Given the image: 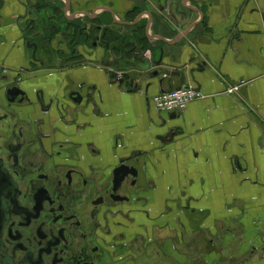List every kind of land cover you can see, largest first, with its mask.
Here are the masks:
<instances>
[{"label": "crops", "instance_id": "1", "mask_svg": "<svg viewBox=\"0 0 264 264\" xmlns=\"http://www.w3.org/2000/svg\"><path fill=\"white\" fill-rule=\"evenodd\" d=\"M51 25V52L21 64L30 53L20 44ZM82 26L103 28L108 48L91 49ZM148 58L149 71L185 67L200 94L176 118L152 98L177 89L180 78L133 92ZM2 61L30 95L43 92L46 105L65 107L55 102L51 113L31 116L48 122L45 133L56 127L49 146L139 169V190L151 202L135 220L148 210L155 226H169L157 235L177 238L190 259L264 264V0H0ZM233 87L240 90L230 94ZM72 92L82 93V104L69 100Z\"/></svg>", "mask_w": 264, "mask_h": 264}, {"label": "flooded vegetation", "instance_id": "2", "mask_svg": "<svg viewBox=\"0 0 264 264\" xmlns=\"http://www.w3.org/2000/svg\"><path fill=\"white\" fill-rule=\"evenodd\" d=\"M54 29L26 37L37 61L45 48L51 52ZM79 31L91 49L108 48L103 28ZM3 91L0 86V167L13 191L3 198L0 264H190L177 238L157 235L156 227L163 231L167 224L155 226L148 210L135 220L150 195L134 179L117 190L115 159L95 161L49 146L56 127L50 123L53 132L45 133L48 122L33 121L32 114L16 119Z\"/></svg>", "mask_w": 264, "mask_h": 264}, {"label": "water", "instance_id": "3", "mask_svg": "<svg viewBox=\"0 0 264 264\" xmlns=\"http://www.w3.org/2000/svg\"><path fill=\"white\" fill-rule=\"evenodd\" d=\"M123 25H130L129 23L123 22ZM135 49V44L133 45V48L128 51H122L121 56L124 54V52H133ZM34 59L36 60L35 55H33ZM152 61L150 59L146 60L145 64H143L140 67L139 73H146L144 76L141 74L136 75V84L134 85L133 92L137 93V91L140 89L141 83L148 82L149 80H155V79H162L161 82L165 78H168L169 76L171 77H178L180 78V85L177 89L183 88V87H188L187 85V75L183 71L185 67L180 68L177 71L169 72L167 69L164 68H158L153 71H149L151 68ZM155 65V63H153ZM158 67H160L162 64L161 63H156ZM44 64L42 63V66ZM0 72H4L3 68L0 67ZM193 74V72H191ZM135 80V81H136ZM0 86L4 88L3 91V97L5 101L8 103L13 104L16 106V111H15V117L19 121L22 120L24 116L30 115V114H35L39 110L47 115L51 113L53 104L56 102L55 107L60 110V102H57V100H52L49 105L45 106V95L43 92H35L34 96L30 95L25 89L21 87V83H18L15 78H12L10 76H3L0 73ZM175 90V89H173ZM84 96L82 93L78 92H72V94L69 97V100L73 102L74 104L80 105L83 103ZM90 98V95L88 96ZM63 106V105H62ZM28 108L31 109L32 111L29 112ZM65 109V107H63ZM62 109V108H61ZM177 115H173L172 118H176ZM50 119V118H49ZM173 135V134H172ZM172 138V136H170ZM103 161H107L106 159L103 158ZM115 173H116V182H117V190L120 189L122 186L128 183L129 179H134V181H139L140 179V171L138 168L131 164H126L123 163L121 165H118L115 167ZM10 177L8 174H6L2 168L0 167V238L2 231L4 229V224L6 221V210H5V204L3 198L6 199V196L11 197L13 187H11L10 183ZM1 242V239H0Z\"/></svg>", "mask_w": 264, "mask_h": 264}, {"label": "built area", "instance_id": "4", "mask_svg": "<svg viewBox=\"0 0 264 264\" xmlns=\"http://www.w3.org/2000/svg\"><path fill=\"white\" fill-rule=\"evenodd\" d=\"M99 70L112 75L118 81H123L126 73L114 67L97 66ZM241 87V86H240ZM240 87H233L229 90L230 94L236 93ZM200 98V94L195 88L188 85L180 89L163 91L161 94L152 98V103L158 112H167L173 115L182 114L187 110L189 105Z\"/></svg>", "mask_w": 264, "mask_h": 264}, {"label": "rangeland", "instance_id": "5", "mask_svg": "<svg viewBox=\"0 0 264 264\" xmlns=\"http://www.w3.org/2000/svg\"><path fill=\"white\" fill-rule=\"evenodd\" d=\"M87 25H90V23L87 24ZM76 29L79 30V27H77ZM39 32H40V34L42 35V31H39ZM115 37L118 38L117 35H116ZM23 44H24L25 51H26V52L28 51V54L30 53L29 55L26 54L27 57H29V56L32 54V52H30L31 50H30V48H29V45L26 44L25 39H24L23 43H21L20 45H23ZM12 47H13V46H12ZM138 50H139V48H138ZM52 56H53V57H52V60L55 59V61L57 62L58 59H56L57 57L55 56V54H54V55L52 54ZM30 58H31V57H29V59H26V58H25V62L23 61L24 63L22 62L21 64H28V63H29L28 60H31ZM5 64H6V63H5ZM3 65H4V61L0 62V67H2ZM6 65H7V64H6ZM6 65H5V66H6ZM196 259L198 260L199 264H205V263H203V262L201 261V259H202L201 256H196L195 259H194V258L189 259V262H191V264H195V262H196L195 260H196ZM176 261H178V260H176ZM194 261H195V262H194ZM200 261H201V263H200ZM178 263H179V262H178ZM178 263H176V264H178ZM187 263H188V262H187Z\"/></svg>", "mask_w": 264, "mask_h": 264}, {"label": "trees", "instance_id": "6", "mask_svg": "<svg viewBox=\"0 0 264 264\" xmlns=\"http://www.w3.org/2000/svg\"><path fill=\"white\" fill-rule=\"evenodd\" d=\"M138 27V26H137ZM142 40H145V39H142ZM73 45L74 46H76L77 45V43L75 42V41H73ZM136 45V44H135ZM133 46V45H132ZM131 46V47H132ZM135 50H137V49H135ZM196 261V262H195ZM194 262H195V264H199V262H198V260L196 259ZM202 261V260H201ZM201 261H200V263H201ZM190 264H191V262H190ZM209 264H211V263H209Z\"/></svg>", "mask_w": 264, "mask_h": 264}]
</instances>
